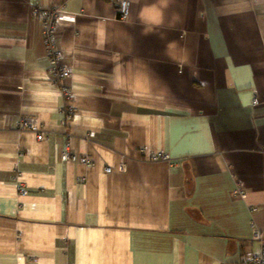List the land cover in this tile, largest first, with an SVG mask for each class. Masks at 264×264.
<instances>
[{"label": "crops", "instance_id": "1", "mask_svg": "<svg viewBox=\"0 0 264 264\" xmlns=\"http://www.w3.org/2000/svg\"><path fill=\"white\" fill-rule=\"evenodd\" d=\"M120 1L0 0V264H238L264 243V0H130L125 20ZM34 7L62 11L67 77Z\"/></svg>", "mask_w": 264, "mask_h": 264}, {"label": "built area", "instance_id": "2", "mask_svg": "<svg viewBox=\"0 0 264 264\" xmlns=\"http://www.w3.org/2000/svg\"><path fill=\"white\" fill-rule=\"evenodd\" d=\"M130 0H121L118 4V13L119 18L125 20L129 13ZM61 9L55 7H34L31 11L33 16H36L41 24V32L44 36V43L46 48V55L50 63V75L53 76L52 79L59 77H67L70 72L69 68H66L59 63L61 59V53L56 49L55 40L59 37L58 22L61 19ZM60 94L65 98V101H68L72 96L70 90L63 86ZM254 105L257 104L256 100L252 102ZM75 113L70 109L66 114V121L72 120ZM19 129H36V123L30 121L27 117L21 116L18 120ZM36 138L41 140L43 138L42 132L37 131ZM64 157L76 161L85 165H89L90 161L87 158L86 154L77 155L70 151V146L67 143L63 150ZM151 160H166L170 161L169 156L166 153H152L150 156ZM123 168V164L119 166ZM111 168L109 166L105 167V172H110ZM238 195L245 200L246 194L244 191L237 190ZM253 239L259 241V245L256 249L251 251H244L240 253L238 264H264V243L261 242L262 234L259 230L253 231Z\"/></svg>", "mask_w": 264, "mask_h": 264}, {"label": "rangeland", "instance_id": "3", "mask_svg": "<svg viewBox=\"0 0 264 264\" xmlns=\"http://www.w3.org/2000/svg\"><path fill=\"white\" fill-rule=\"evenodd\" d=\"M33 16V15H32ZM38 21H39V19L36 17V16H34ZM39 23H40V21H39ZM256 230V229H255Z\"/></svg>", "mask_w": 264, "mask_h": 264}, {"label": "bare ground", "instance_id": "4", "mask_svg": "<svg viewBox=\"0 0 264 264\" xmlns=\"http://www.w3.org/2000/svg\"><path fill=\"white\" fill-rule=\"evenodd\" d=\"M22 130V129H21ZM23 130H27V129H23ZM28 130H30V129H28Z\"/></svg>", "mask_w": 264, "mask_h": 264}]
</instances>
